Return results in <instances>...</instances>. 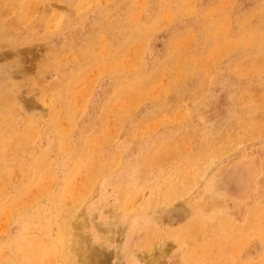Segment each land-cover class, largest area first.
I'll use <instances>...</instances> for the list:
<instances>
[{
    "label": "rangeland",
    "instance_id": "obj_1",
    "mask_svg": "<svg viewBox=\"0 0 264 264\" xmlns=\"http://www.w3.org/2000/svg\"><path fill=\"white\" fill-rule=\"evenodd\" d=\"M0 264H264V0H0Z\"/></svg>",
    "mask_w": 264,
    "mask_h": 264
},
{
    "label": "bare ground",
    "instance_id": "obj_2",
    "mask_svg": "<svg viewBox=\"0 0 264 264\" xmlns=\"http://www.w3.org/2000/svg\"><path fill=\"white\" fill-rule=\"evenodd\" d=\"M206 162L205 161H202L201 162V164H200V166L199 167H194L192 170H193V173L195 172L194 170H196V172L194 173V176L192 177V180H194L196 183L199 181V179L201 178V176H202V178H203V176L205 177L206 176V173H204L203 171H202V167H205L206 165H208V164H205ZM125 202H126V200H125ZM123 204V203H122ZM105 221V220H104ZM103 221V222H104ZM102 222V221H101ZM103 222H102V224H103ZM107 222H108V224H110L111 225V228L112 229H109V231H111V234H116V232H115V225L113 224V221L111 222V220H107ZM114 222H116V221H114ZM99 224H101V223H99ZM125 230V229H124ZM123 230V231H124ZM126 231V230H125ZM128 231V230H127ZM99 234H97V236H98ZM100 236V235H99ZM123 236V235H122ZM123 237H125V236H123ZM105 238V237H104ZM98 242V241H97ZM101 243V242H100ZM105 243H103V245H104ZM97 245H101V244H97Z\"/></svg>",
    "mask_w": 264,
    "mask_h": 264
}]
</instances>
